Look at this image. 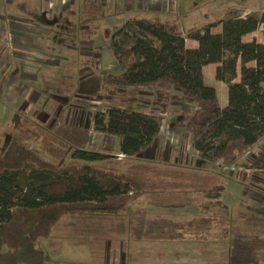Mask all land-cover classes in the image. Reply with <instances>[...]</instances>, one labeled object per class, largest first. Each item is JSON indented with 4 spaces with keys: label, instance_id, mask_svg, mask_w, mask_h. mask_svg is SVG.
<instances>
[{
    "label": "rangeland",
    "instance_id": "1",
    "mask_svg": "<svg viewBox=\"0 0 264 264\" xmlns=\"http://www.w3.org/2000/svg\"><path fill=\"white\" fill-rule=\"evenodd\" d=\"M82 1L0 0V153L11 141L20 140L50 161H70L73 146L64 147L57 139L50 142L46 139L61 119L90 129L91 139L86 148L104 151L106 137L94 130L93 115L111 105L106 100L143 111L145 107L138 105L142 100H159L153 95L145 96L136 87L123 92L100 80L99 74L116 72L117 62L107 47L110 34L132 14L126 13L119 0H98L100 3L91 0L85 5ZM190 1L192 4L181 7L178 14L170 13L174 18L183 16L179 21L184 31L227 19L230 14L245 17L253 10L264 12V0ZM91 2L103 6L97 8ZM220 26L211 31L221 30ZM260 28L264 30V26ZM215 67L207 70V83L217 86L223 98L227 88L218 76V66ZM238 69L240 72V64ZM99 91L100 98L79 97ZM93 100L100 101L95 109ZM159 102L148 110L163 114L164 131L147 151L149 157H129L117 149L113 157L96 164L115 171L143 170L145 173H151L146 165H156L158 172H164L162 167L167 166L170 168L166 169L177 171L182 180L180 185L174 187V178L165 177L162 183L153 180L159 189L131 200L117 213L64 215L41 241L46 264H255L264 261V185L254 181L251 170L242 164L220 169L218 164L200 161L185 129L195 107L182 110L169 100ZM171 115L175 118L170 119L173 127L168 124ZM55 147L65 148L66 153L60 156ZM253 156V152L248 153L242 161H250ZM205 173L219 175L225 181L222 201L228 209L227 218L222 207L195 191L186 180ZM142 210L174 220H207L187 225L181 240H138L134 229Z\"/></svg>",
    "mask_w": 264,
    "mask_h": 264
},
{
    "label": "trees",
    "instance_id": "2",
    "mask_svg": "<svg viewBox=\"0 0 264 264\" xmlns=\"http://www.w3.org/2000/svg\"><path fill=\"white\" fill-rule=\"evenodd\" d=\"M219 25L222 32L213 33L211 28ZM261 26L264 12L258 11L246 17L230 14L227 19L186 31L178 20L161 14L131 18L116 28L110 40L121 72L98 76L123 92L136 87L164 101H172V95L177 94L185 110L184 105L196 106L186 131L199 160L218 164L220 169L242 164L251 170L254 181L264 185V148L250 161H242L264 140V44L243 39ZM187 39L197 40L198 47H188ZM252 61L256 64L248 65ZM210 63L221 64L218 76L229 88V103L224 107L217 89L204 79V66ZM239 64L241 76L236 81ZM101 91L79 97L100 98ZM163 124L164 117L155 112L117 104L98 109L93 127L105 135L106 143L104 151H94L86 148L90 129L61 119L52 127L54 135L46 136L49 142L57 139L64 147L73 146L71 160L61 163L44 158L20 140L11 141L0 153V264H46L41 241L66 214L117 213L131 200L159 189L156 181L162 183L165 177L174 178V187H178L181 177L166 165L164 172H158L156 165H146L151 173H145L115 171L96 164L114 156L116 142L119 153L149 157L147 151L156 143ZM55 149L60 156L66 153L65 148ZM186 180L191 188L222 207L224 217H228L222 201L225 181L219 175L198 174ZM148 213L142 210L137 217L134 232L138 240H181L187 225L207 220H174Z\"/></svg>",
    "mask_w": 264,
    "mask_h": 264
},
{
    "label": "crops",
    "instance_id": "3",
    "mask_svg": "<svg viewBox=\"0 0 264 264\" xmlns=\"http://www.w3.org/2000/svg\"><path fill=\"white\" fill-rule=\"evenodd\" d=\"M91 1V0H90ZM98 1V0H97ZM119 1H121V3L123 4V7H125V9L124 10H127L126 11V13H131L132 15L130 16L131 18H141V17H145V16H150V15H153V14H161V15H163L164 17H166V18H170V19H176V20H178L179 21V18H182L183 16L182 15H180V16H178L177 18H174V17H172L171 16V12L172 13H177L178 14V10H180V9H182L181 7H187V6H189L190 4H192V1H190V0H124V1H122V0H119ZM99 2V1H98ZM82 3H84L85 4V0H83L82 1ZM100 3V2H99ZM91 4L93 5L94 3L93 2H91ZM120 4V3H119ZM101 6H103V5H101ZM172 6V7H171ZM127 7V8H126ZM129 7H130V9H129ZM167 7H169V8H167ZM134 9V10H133ZM253 11H258V10H253ZM169 12V13H168ZM259 12V11H258ZM260 13H263V12H260ZM246 17V16H245ZM131 18H128V19H131ZM127 18H125L124 20H122L123 22H122V24L126 21V20H128ZM180 22V21H179ZM212 23V22H211ZM121 24V25H122ZM210 24V23H209ZM120 25V26H121ZM206 26V25H205ZM119 27V26H118ZM219 27V26H218ZM217 27V28H218ZM116 28H117V26H116ZM200 28V27H199ZM201 28H203V27H201ZM220 28H221V30L220 29H217V30H213V33H221L222 32V27L220 26ZM115 31V30H114ZM113 31V32H114ZM113 32H111V34H110V37H109V46H107L108 47V49L109 50H112L111 49V46H110V40H111V35H112V33ZM243 39H244V41H252V40H254V39H256L258 42H260V43H263L264 44V30L263 29H261V28H259V29H257V30H255V31H253V32H251V33H248V34H246V35H244L243 36ZM186 45L188 46V47H190V48H196V47H198V45H199V43H198V41L197 40H194V39H187L186 40ZM256 63H255V61H252V62H250L248 65H250V66H254ZM116 66V65H115ZM117 66H118V64H117ZM117 66H116V73H120L121 71H120V68L118 67L117 68ZM212 66H218V67H220L221 66V64L220 63H210V64H207V65H205L204 66V79H205V81H206V83H207V70H211L212 68ZM215 67V68H216ZM239 74H240V76H241V72H239V69H238V77H239ZM236 78V81H239L240 80V78ZM223 83H224V85H225V89L227 90L226 91V97L224 96L223 98H221V96H220V92H219V88L217 87V86H215V85H213L215 88H217V92H218V97H219V101H220V104H221V106H226L228 103H229V96H228V93H229V88H228V85H227V83H225L224 81H223ZM210 85H212V84H210ZM140 93H146L145 94V96H147L148 95V93L149 92H147V91H144V90H141L140 89ZM151 95H153L154 97H155V93H153V92H151L150 93V96ZM173 96V100L172 101H170V102H172V104L173 105H176L177 107V109H182V110H185L183 107H182V99L180 98V96L179 95H177V94H173L172 95ZM61 98H65V97H63V96H60ZM154 97H152L153 99H154ZM66 100H69V99H67V98H65ZM73 100L75 99V98H72ZM107 101V104H112L113 102L111 101V100H106ZM159 101H161V99L159 98V100H154V101H152V100H146V99H144V100H142V102H141V104H138L140 107H145V109H144V111H147V112H155V113H157V114H159V115H162L163 116V114L162 113H160V112H158V111H156L155 109L157 108L156 106V108L154 107L153 109L155 110V111H153V110H151L152 109V107H153V105H157V104H159V103H161V102H159ZM99 100H93V107L92 108H96V106L99 104ZM73 103V102H72ZM74 104V103H73ZM76 104H78V103H76ZM149 104H152V105H149ZM152 106V107H151ZM185 107H187V108H189V109H191V107H195V110H196V106H194V105H192V104H190V105H184ZM149 107H151V109L150 110H148V108ZM105 108V107H104ZM147 108V109H146ZM135 109V108H134ZM143 111V110H142ZM184 115H185V112H184ZM192 117V116H191ZM170 119H173V120H175V118L171 115L170 117H169V122H168V124H169V126H172V123H173V121L172 120H170ZM78 120H79V117H78ZM189 120H190V118H189ZM165 121V120H164ZM67 122V121H66ZM67 123H69V124H74L75 125V123H70V122H67ZM188 123V122H187ZM78 125H76V126H79L80 125V123H77ZM165 124V123H164ZM164 124H163V127H162V129H161V133H160V135H159V137L161 136V134L163 133V131H164ZM173 125H176V123H174ZM173 127V126H172ZM175 128V127H174ZM178 128H180V127H178ZM185 129H186V126H185ZM188 133V132H187ZM189 134V133H188ZM191 136V135H190ZM158 137V138H159ZM156 142H157V140H156ZM191 142H192V138H191ZM161 144V143H160ZM119 148V142H118V144H117V149ZM262 148H264V140L263 141H261L256 147H254L253 149H252V151H250L249 153H251V152H253V155L255 156V154L257 153V151H260Z\"/></svg>",
    "mask_w": 264,
    "mask_h": 264
},
{
    "label": "built area",
    "instance_id": "4",
    "mask_svg": "<svg viewBox=\"0 0 264 264\" xmlns=\"http://www.w3.org/2000/svg\"><path fill=\"white\" fill-rule=\"evenodd\" d=\"M95 101V100H94Z\"/></svg>",
    "mask_w": 264,
    "mask_h": 264
}]
</instances>
